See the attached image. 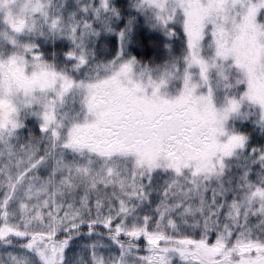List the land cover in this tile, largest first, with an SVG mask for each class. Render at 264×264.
<instances>
[{
	"label": "snow or ice",
	"instance_id": "obj_1",
	"mask_svg": "<svg viewBox=\"0 0 264 264\" xmlns=\"http://www.w3.org/2000/svg\"><path fill=\"white\" fill-rule=\"evenodd\" d=\"M0 264H264V0H0Z\"/></svg>",
	"mask_w": 264,
	"mask_h": 264
}]
</instances>
